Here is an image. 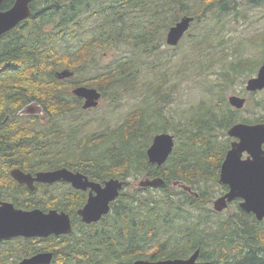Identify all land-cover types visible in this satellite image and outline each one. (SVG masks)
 I'll return each instance as SVG.
<instances>
[{
  "label": "trees",
  "instance_id": "1",
  "mask_svg": "<svg viewBox=\"0 0 264 264\" xmlns=\"http://www.w3.org/2000/svg\"><path fill=\"white\" fill-rule=\"evenodd\" d=\"M261 1L33 0L32 15L0 36V141L6 151L47 153L22 159V167L68 166L96 179L166 181L160 187H124L113 211L90 225L76 221V211L85 201L82 195L73 193L67 202L54 197V203L35 197L15 199L24 208L53 206L73 214V231L52 238L54 264L187 258L199 247L200 260L206 264H264V220L244 211L237 200L226 209L236 207L228 216L212 207L214 188L228 190L219 179L232 140L227 131L235 122L246 121L229 104L228 89L256 65L243 54L232 57L228 23L232 14L244 18L250 5ZM6 6L7 1L2 8ZM184 16L195 20L184 37H189L187 43H180L185 52L182 62H175L173 71L168 67L143 75L141 65L146 61L140 55L170 59L169 50L177 53L181 48H171L165 39ZM90 23L94 32L87 36ZM249 42L264 53V33L254 34ZM123 43L133 46L125 59L100 75H88L89 68L98 67L101 52ZM243 47L240 44L239 52ZM223 58L229 61L222 62ZM217 63L223 67L218 80L205 83L208 99L169 116L182 77L206 76ZM64 69L75 74L59 79L56 73ZM82 84L97 87L103 97L110 95L115 101L127 95L141 99L118 126L90 132L86 120L91 118L86 115L94 109H83V100L71 92V87ZM31 103L43 108L44 121L37 114H19ZM5 115L12 117L4 124ZM167 131L175 135L176 145L159 166L149 161L147 150L156 134ZM210 181L213 185H208ZM179 183L190 185L199 197ZM3 246L0 264H13L20 249Z\"/></svg>",
  "mask_w": 264,
  "mask_h": 264
},
{
  "label": "water",
  "instance_id": "2",
  "mask_svg": "<svg viewBox=\"0 0 264 264\" xmlns=\"http://www.w3.org/2000/svg\"><path fill=\"white\" fill-rule=\"evenodd\" d=\"M0 0V36L28 19L32 10L30 4L33 0H15L14 5L8 10H2ZM194 16H184L167 33V43L171 46L179 44L181 39L190 29ZM74 71L64 69L58 71L56 76L60 79L71 77ZM264 88V63L257 76L251 77L247 83L248 90ZM72 93L84 99L83 109L98 107L102 99V92L96 87L77 86ZM229 101L232 106L242 108L245 99L238 95H231ZM231 137L237 138L231 144L226 157L221 165L220 181L229 186V190L213 201V208L222 212L228 208L235 199H240V207L247 213H253L259 221L264 220V123L246 124L237 123L228 130ZM176 141L175 136L169 132L155 135L152 144L147 150L149 161L159 166L163 165L173 152ZM247 152L248 156L243 157ZM13 176L21 183H27L34 188V178L30 174L16 169ZM59 179L72 181L77 188L87 189L91 186L93 191L87 204L79 210L80 216L86 223L99 221L110 212V203L117 199L124 181L120 179L109 180L105 187L90 181L80 172H73L67 168L55 171L40 172L36 180L54 182ZM162 177H144L139 181L140 187H159L165 184ZM175 184H178L177 182ZM185 190L199 197V193L192 190L190 185L179 183ZM73 231L71 217L66 212L41 209H18L13 203L0 204V240L17 236L48 237L51 235L69 234ZM201 248L199 247L187 258L171 259H137L134 264H206L200 260ZM53 259L52 252L39 253L31 258L24 259L21 264H49Z\"/></svg>",
  "mask_w": 264,
  "mask_h": 264
},
{
  "label": "rangeland",
  "instance_id": "3",
  "mask_svg": "<svg viewBox=\"0 0 264 264\" xmlns=\"http://www.w3.org/2000/svg\"><path fill=\"white\" fill-rule=\"evenodd\" d=\"M242 1L246 2V0H242ZM251 1H255V0H251ZM250 6H251L250 10H248L247 16L244 18L242 16L235 17L234 14H232L231 22L228 23L229 30L227 33L229 36L232 37V41L230 44V51H232V54H231L232 57L236 58L234 57L235 55L243 54L245 58L255 61L258 57L261 56V54H259V50L257 46H254V44L252 43H251L252 45L250 44L249 38H251L254 34L258 32L264 33V1H261L260 3H254V5H250ZM92 26H93V23H90L88 26L89 33L87 34V36L93 34L94 30L92 29ZM168 31L166 32V36H167ZM188 39L189 37H186L181 42L182 43L184 42V44H186ZM76 40L77 39H74L73 42ZM76 43H78V40L76 41ZM165 43H166V39H165ZM184 44L182 46H184ZM240 44L244 46L243 51L241 52H239ZM166 45H162V46H166ZM178 46H180V44ZM132 50H133V46L123 43L122 45H116L113 49L108 50L105 53L101 52L100 58H98V62H97L98 67L89 68L88 75H92V76L100 75L105 69L109 68L111 65H116L118 62V59L119 60L125 59L127 55L129 54V52L130 51L132 52ZM174 54H176V56H174ZM184 54L185 52L181 47L180 49L177 50V53L174 50H169V53L167 54V56H169V58L173 60L166 58V56L165 57L163 56L162 58H160V56H153V57L149 56L148 57L146 54H143L142 56L140 55V57L144 58L146 61L141 65L142 73L143 75L145 74L152 75L156 71L161 70V69H162L161 71H164L168 67L171 68V70L173 71L176 68V64L174 63L177 61H179L178 63L182 62ZM221 61L227 62L229 61V59L223 58ZM222 67H223L222 64L217 63L214 68L212 67L211 71H209V73H207L206 76L205 75L204 76L185 75L184 77H182L181 84L178 86L176 93H175L177 94V97H176L177 100L174 104H172L168 108L169 114H170L169 116H178V113L182 112L188 107L194 104H197L198 102L202 100H207L209 96V92L205 90V83L210 79L211 81L218 80V77H219L218 72L222 69ZM188 68L189 67H186V69ZM181 71L184 72L185 70L182 68ZM255 72L256 71H254L253 69V70L246 71L245 75L247 76H241L244 74H240V76L237 77L236 81L228 89L227 98L230 97L231 95H239V96L248 97V94L244 92V89L247 83L246 81L252 75H255ZM71 90H72V87H71ZM140 99H141L140 97H136L133 95H127L121 101L113 100V98L110 95H108V97H103L99 106L94 108V110H92L89 114L86 115L87 118H91L90 120H86V130L90 132H94L96 130L103 131L110 127L118 126L120 123H122L125 120L126 116L131 111L135 110V108L138 106ZM257 99H264V90L258 92L253 97L252 104L254 107H255V103ZM263 105H264V100H263ZM258 109L264 111V107L258 108ZM249 111L244 110L242 111V113H249ZM218 133L222 138L223 130L218 131ZM142 178L143 177H141L139 180H135L134 178H131L130 180L128 179V181H131V182L128 183L127 190H133L135 187H137L139 184V181ZM208 185H213V181H210ZM221 191H222L221 188L215 187L212 200H215L219 196L223 195ZM152 192L153 191L151 192L147 191L146 194L151 195ZM237 201L239 203V200ZM212 207H213V203H212ZM235 209L236 207H232L228 209L227 211L225 210L226 212L225 211L223 212L225 214L224 216H228V214L231 211H235Z\"/></svg>",
  "mask_w": 264,
  "mask_h": 264
},
{
  "label": "flooded vegetation",
  "instance_id": "4",
  "mask_svg": "<svg viewBox=\"0 0 264 264\" xmlns=\"http://www.w3.org/2000/svg\"><path fill=\"white\" fill-rule=\"evenodd\" d=\"M7 1L8 6H6V8H1L2 10H8L10 9L14 3L15 0H4L3 3ZM2 3V4H3ZM31 7V6H30ZM32 9V7H31ZM257 61L256 65L254 66V71L255 75H252L251 77L257 76L261 67L263 66L264 63V53L261 54L260 57H258L255 62ZM250 77V78H251ZM248 78V80L250 79ZM248 80L246 81L248 83ZM247 83H246V87L244 89V92H246L248 94L247 96H240L242 98L245 99V104L242 108H236L234 106H232V104L229 101V97H228V102L229 104L235 109V110H239V113L241 114L242 111H246V110H250L249 113H242V118L245 119L246 121H237L235 122L233 125L237 124V123H246V124H257V123H264L263 120V111L259 110L258 108H263V103L262 101L264 99H257L256 103H255V107L252 104V99L253 97L260 91L264 90L263 89H258L255 91L252 90H248L247 89ZM239 96V95H238ZM262 104V105H261ZM253 106V107H252ZM20 115H26V114H37L40 116V118L44 121L46 119V114L44 113L43 108L38 104V103H31L28 104L27 106H25L22 110L19 111ZM244 114V115H243ZM11 115H5V118L3 119L4 124L7 123L8 121H11ZM260 119L259 121H257V119ZM249 121H254V122H249ZM232 125V126H233ZM231 143H230V148H231V144L233 141L237 140V138L235 137H231ZM4 145L2 144V142L0 141V204L4 203V202H9V203H13L14 206L18 209H24V210H33V209H41L44 212H49L50 210H58L59 212H66L70 215L71 220H72V225H73V229H74V216L72 213L58 208V207H50L49 209H43L41 207H32V208H24L21 207L19 205H17L15 203V199H23V198H32L35 197L39 200H47L50 203H54L56 200L54 199V197H59L60 200H64V198H66L67 200L65 202H67L71 197L73 193H76L78 195H82V197L84 198V203L83 205L77 209L76 213H77V218L76 221L90 225L92 223H86L83 221L82 216H80L79 214V210L81 208H83L89 198L90 195L93 191V194L96 195L97 192L95 190H93V188L91 186H88L87 189H80L77 188L74 183L72 181L66 180V179H59L56 180L54 182H44V181H39L36 180L38 173L40 172H47V171H55L58 169H62V168H67L75 173L80 172L82 174H84L85 176H87L89 178L90 181L96 182L101 184L103 187H105L106 183L111 180V179H120L122 181H124V185L120 190V194L122 189L125 187H128V183H130L131 181L125 180V179H121L119 177H114V176H110L106 179H96L94 177H91V175L87 174L84 171L78 170V169H73L71 167L68 166H60V167H53L50 166L49 168L43 167V168H39L37 166H32V167H22L21 166V160L22 159H35V158H41V157H46L47 153H41V152H32V151H27V152H19V151H6L4 150ZM229 148V149H230ZM51 157H53V154H49ZM248 156V153L245 152L243 157L246 158ZM49 157V158H51ZM35 164H39L37 162H34ZM19 169L21 171H23L26 174H30L35 180L33 183L34 188H31L27 183H21L19 182L14 176H13V172L14 170ZM139 186V184H138ZM228 190H229V186H228ZM227 190V191H228ZM226 191V192H227ZM225 192V193H226ZM12 193V194H11ZM120 196V195H119ZM119 196L117 197L116 200L112 201L110 203V212L111 213L113 211V206L115 204V202L118 200ZM233 203V202H232ZM108 213V214H109ZM107 215V214H106ZM104 215L99 221L103 220V218L106 216ZM97 221V222H99ZM62 235H66V234H62ZM61 235H51L48 237H26V236H17V237H12L9 239H2L0 240V246L5 245L3 247L6 246H13L15 245V247L19 248V256L16 257V259L14 260L13 264H21V262L24 259L27 258H31L39 253H45V252H52L53 253V259L51 261V263L49 264H54L56 261V250L53 247V243H55V240L53 242L52 238L54 237H59ZM56 244V243H55ZM61 264H66V263H61Z\"/></svg>",
  "mask_w": 264,
  "mask_h": 264
}]
</instances>
